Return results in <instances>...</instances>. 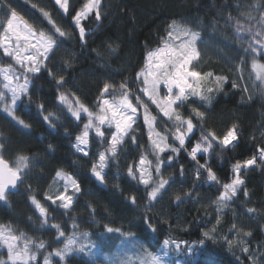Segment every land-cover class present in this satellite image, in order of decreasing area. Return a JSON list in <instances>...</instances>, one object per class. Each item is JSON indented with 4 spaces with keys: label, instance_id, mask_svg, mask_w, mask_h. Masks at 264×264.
<instances>
[{
    "label": "trees",
    "instance_id": "1",
    "mask_svg": "<svg viewBox=\"0 0 264 264\" xmlns=\"http://www.w3.org/2000/svg\"><path fill=\"white\" fill-rule=\"evenodd\" d=\"M4 2L0 0V3ZM87 2L68 0V10L65 12L56 0H6L11 9L17 4L28 7L43 23L45 33L54 35L63 41L62 44L103 68L119 82V86L126 83L129 98L137 108L141 107L136 100L139 95L158 119L160 127L167 128L171 134L175 131L173 121L164 117L150 103L140 91L142 79L136 77L144 66L146 53L162 46V37L167 39L169 25L175 22L176 25L200 33V57L196 70L201 72L202 77L204 73H213V77L201 79L202 90L215 88L214 76L217 75L226 77L227 82L223 91L211 94V104L200 101L198 97H189L184 106L178 109L184 118H191L196 127L186 139L185 148L179 153L166 150L160 154L165 161L169 155L173 156V160L171 164L165 162L161 165V174L170 184L165 186L166 191L162 192V198L157 201L150 202L147 196L150 188L146 189L138 179L128 175V167L132 166L139 176L137 167L144 155L153 162V167H150L152 178L158 179L154 170L155 156L141 116L137 122L138 130L127 135L118 148L116 159L109 160V166L104 169V183L101 184L93 176L91 168L97 162V154L108 147L107 143L92 137L88 156L73 147L76 136L80 135L83 124L87 122V114L82 112L81 120L72 122L57 146L50 151L49 161L36 187L27 188V194L35 196L47 208L46 222L38 210L28 203L12 226L14 235L23 234L34 243L43 242L44 247L37 252V258L31 264H44V257L62 248L65 239L74 233L77 237L87 233V239L97 245L100 254L93 259L84 253L75 252L63 262L53 256L52 263L123 264L126 253L141 251L140 245L157 252L161 250L165 239H171L183 241L185 247L193 245V252L184 256L183 264H195L201 248L206 250L205 255L211 254L216 264H253L252 253L258 247L264 248V165L258 160L257 165L242 170L240 178L244 180V185L232 201L222 205V209L218 197L223 190L222 185L234 178L233 165L253 156L258 157V148L264 147V94L260 91L264 85L255 80L252 73V54L243 50L248 46L251 34L241 33L244 35L242 42L236 32L237 20L243 28H260V23H264L260 20L261 12H264V0H101V19L97 21L93 11L81 20V26L85 29V40L82 42L79 28L72 18ZM41 9L49 14L55 26L66 33L64 37L60 38L55 33L53 23H49V18L43 15ZM248 14L253 19L249 20ZM7 15L6 10L0 8V18H4L5 22ZM2 32L3 26L0 25ZM256 59L264 62V54H257ZM0 66L16 72L23 69L13 58L5 56L2 48ZM28 75L34 82L41 84L39 74ZM72 76L64 77L62 86L52 81L56 92L64 94L73 106H76L78 99L89 110L97 112L102 82L95 80L84 98L79 99L68 86ZM233 82L237 83V88L232 87ZM119 86L105 96L121 93ZM245 87L247 91H244ZM20 105L25 110L31 109L29 100L23 99ZM193 109L203 113L202 119L193 113ZM201 125L204 131L214 132L219 138L209 153L198 154L197 157L200 164L206 163L211 167L218 183L208 182L204 170H201L200 178L196 179L197 164L188 155V151L200 139ZM233 125L238 135L235 147H221L219 140ZM169 142L179 147L173 136L169 137ZM58 170L78 180L81 189L67 210L59 207V202L54 205L46 199L57 179ZM245 190L247 196L244 195ZM133 196L136 199L135 205L129 199ZM177 196L184 202L179 203ZM150 204L152 206L149 208ZM248 209L253 211L249 212ZM145 216L150 217L155 232L147 230ZM53 224L60 226V231L65 234L63 237L51 227ZM233 225L236 227L233 228ZM105 226L120 228L124 233H134V237L129 241L121 233L107 232ZM205 231L212 234L214 240L205 238ZM225 238L235 241L231 250ZM241 239L244 240L243 245L239 243ZM200 241H204V245ZM244 247L248 248V252L242 250ZM5 257V251L0 249V260L3 261ZM170 264L175 263L173 261Z\"/></svg>",
    "mask_w": 264,
    "mask_h": 264
},
{
    "label": "snow or ice",
    "instance_id": "2",
    "mask_svg": "<svg viewBox=\"0 0 264 264\" xmlns=\"http://www.w3.org/2000/svg\"><path fill=\"white\" fill-rule=\"evenodd\" d=\"M56 3L65 12L68 10V0H56ZM101 0H88L83 5V8L76 12L73 16L75 25L79 28V37L82 42L85 40V29L81 26V20L86 18L87 15L95 11V17L97 21L101 19L99 7ZM0 8L5 9L8 13L6 22L4 18H0V25L3 26V32L0 33V48H3L5 56L11 57L16 60V63L21 68L26 67V71L29 73H39L41 67L44 65V61L50 59V53L54 52V49L60 47L62 40L58 39L54 35H49L44 31H37L31 26L24 24L23 27L20 23V18L17 16L15 10L11 9L6 0L4 3H0ZM43 12V9H41ZM45 17L49 18V23H53L49 14L43 12ZM249 20L253 19L250 14L247 15ZM261 21H264V12H261ZM259 23V21H258ZM236 32L238 39L244 41V34H251V39L248 42V46L244 48L245 53L252 54L251 69L255 75V80L260 81L261 85H264V63L259 62L256 59L257 54H264V23H260L259 29H253L252 27L243 28L239 21L236 22ZM55 33H58L60 38L64 37L66 33L53 23ZM184 37L183 39H180ZM179 39L180 43H174ZM201 40L200 33L192 31L190 28L176 25L173 22L169 25L167 32V39L161 38L162 45L154 50L148 51L145 56L144 66L136 77L138 80L142 78V87L140 91L148 97L152 104H155L164 117H167L170 121H173V127L175 131L172 133L173 139L178 141L179 147L175 145H169L167 137L161 135L155 131L156 117L152 116L149 112L148 105L143 103L140 96H136L138 104L143 108V120L145 125L149 129V140L152 146V154L155 156L154 170L158 179H153L148 168L153 167V162L148 160L146 156L142 155L137 167L139 176L134 172L133 167H128V175L133 179H138V182L145 185L146 189H149L147 196L149 201H157L158 198H162V192L166 191V185L170 184L168 179H164L161 174V165L165 162L171 164L173 156L169 155L167 161L161 159L160 154L166 150L171 153H179L182 148H185L186 139L193 133L196 125L193 124L191 118H184L178 111L183 107L185 102L189 100V97H198L200 101L206 104H211L213 93H219L223 91L224 84L227 82V78L224 76H214L215 88H206L202 90L200 87L201 79L205 77H213V73H204L203 77L201 72L196 70L199 63L200 51L197 48V42ZM111 47V46H109ZM114 52L115 49H112ZM242 62L244 58H241ZM27 62V66H26ZM196 62V63H194ZM8 73H11L9 75ZM51 74V73H50ZM0 75H3V80L7 81L3 87L11 93L10 102L6 103L9 98L4 91H0V103H4V111L15 120L23 128H28L29 125L24 120L16 116L17 102L28 93L29 81L27 76H24L23 83H20V76L12 73V70L0 68ZM13 80L16 81L13 86ZM58 86H62L64 79L61 76L56 80ZM161 86L164 89L161 94ZM121 95L119 99L113 97L112 100L104 98L105 94L110 93L112 86L108 83L103 85L101 90V96L97 104V112L89 110L86 106L81 104L79 100H76V106L68 101V98L64 94H60L59 101L67 106L71 116L76 120H81V113L87 114V122L83 124V129L80 135L76 136V143L73 147L77 152L82 153L84 156H88L87 150L89 144V132L94 130L95 137L102 143L106 142L108 147L104 151L97 154V162L93 163L91 172L95 179L101 184L104 183L105 175L104 169L109 166V160H115L118 156V147L122 144L124 137L128 135L129 131L133 129V125L136 123L138 108L129 99V89L126 83L120 84ZM233 88H237L236 82L232 83ZM248 89L245 87L244 91ZM262 94H264V87L260 88ZM251 99V97H249ZM176 107H173V106ZM41 112L44 111L43 105H40ZM198 118L203 117V113H200L197 109L192 110ZM52 114L43 116L45 122H48L50 127H55L52 122ZM106 129H113L110 138L106 137ZM155 135L156 138H153ZM135 138L133 137V140ZM219 138L214 132L204 131L201 125V136L188 155L196 162V179L201 176V170L206 171L207 176L205 179L208 182H219L215 173L206 163L200 164L198 160V154H207L214 147V142ZM238 140L236 126L233 125L228 130L227 134L222 140H219L221 147L232 146L235 147V143ZM190 142V141H189ZM3 145H0V201H7L8 194L17 188L18 183H23V178L30 171V160L26 156H19L16 159L14 165L10 164L4 159L2 155ZM259 156H253L250 159L243 162L238 161L232 167L234 178L229 183L222 185L223 190L218 197V203L220 205H227L229 201H232L237 196L241 187L244 185V180L240 178L242 170H246L250 166L257 165L259 160L260 164L264 165V147L258 148ZM183 166L181 165V176H183ZM56 178L58 181H63L62 190H58L55 194V198L52 195H46V199L51 201L52 204L67 210L71 208L74 197L80 193V185L70 174L63 173L62 170L56 172ZM151 181V184H150ZM174 182V181H172ZM71 190V194L69 191ZM190 196V194H188ZM244 195L248 193L245 190ZM130 203L135 205V197H130ZM179 203H183L179 196L176 197ZM31 202L38 210L40 217L47 220V208H45L35 196L31 197ZM152 205H149V208ZM249 212L253 211L248 209ZM144 223L147 226V230L155 232L156 228L152 224L150 217H144ZM219 223V220H217ZM56 229L59 236L63 237L65 234L60 231L58 224L51 225ZM236 226L233 225V228ZM107 232H117L121 235L129 238V241L134 237V233H124L120 228L113 229L112 227L105 226ZM214 231V230H213ZM204 237L209 240H214V236L209 232L203 233ZM247 235H250L248 233ZM88 238L87 233H81L79 237L74 233L65 239L63 247L55 250L54 255L61 261L75 252L86 253V245L82 242ZM22 241V242H21ZM229 250H231L235 241L225 238ZM241 245L244 244V240L239 241ZM0 244L7 246L8 259L12 261V264H30L31 261H35L37 258V252L44 247L43 242L34 243L30 241L23 234L14 235L11 232L5 234L4 230L0 228ZM201 245H204V241H200ZM175 245L177 249L180 248V242L171 239H165L162 242L161 250L158 253H152L148 251L144 245H140L143 255L139 259V264H170L166 259L169 256L171 246ZM135 247V244H133ZM244 252H248V248L242 249ZM205 249L201 248L200 254L195 259V264H216L211 258V254L205 255ZM49 255H52L51 253ZM0 264H4V261L0 260ZM44 264H49V256L44 257Z\"/></svg>",
    "mask_w": 264,
    "mask_h": 264
},
{
    "label": "rangeland",
    "instance_id": "3",
    "mask_svg": "<svg viewBox=\"0 0 264 264\" xmlns=\"http://www.w3.org/2000/svg\"><path fill=\"white\" fill-rule=\"evenodd\" d=\"M13 10H15L17 16L20 18L22 27L24 24H27L37 31H43V23L35 14H33V12L30 11L28 7L22 4H17L13 8ZM183 38L184 37H181L180 39ZM174 43L178 44L180 43V40L177 39L174 41ZM259 62L264 63L262 61ZM0 68L9 69V67L2 66H0ZM12 73L21 77L19 81L20 83H23L24 76H27V79L29 81L28 93L27 95L23 96L20 101L17 102L15 113L16 116L24 120L25 123L29 125V127L23 128L10 116H8V114L4 111V103H0V145H3L2 155L4 159H7L8 162L12 165L15 164L16 159L19 156L28 157L31 163L30 171H28L24 176L23 183L19 184V190L17 192H10L8 194L7 201H0V228L4 230L6 235L8 232H11L13 234L12 226L16 222L17 215L22 212V210L28 203L32 204V196H29L27 194V188L36 187L39 176L43 172L49 161L50 151L57 146L58 141L67 131L69 125L72 122L78 121L71 116L70 112L67 109V106L59 101L58 97L60 94L56 92L52 81H56L61 76L64 78L69 75H73L72 80L68 84V86L75 94V96L79 99L84 98L88 88L95 80H100L103 85L105 83L110 84L112 86V88L110 89L111 91L116 90L119 86V82L111 77L103 68L96 65L90 60H86L76 51L72 50L64 44H61L60 47L54 49L53 53H50V59L44 61V65L41 67V71L39 73H36L39 74L41 84L34 82V80L29 77L28 74L30 73L26 71V67L18 72L12 70ZM8 74L11 75V73ZM4 83H7V81H4L3 75H0V91H4L6 93V96L9 98V100L6 101V103H8L10 102L11 93L3 87ZM15 83L16 81L13 80V86L15 85ZM163 92L164 89L161 86V94H163ZM120 95L121 93L110 94V96H104V98L112 100L113 97H116L117 99H119ZM23 99H26L27 101L29 100L31 102V109L25 110L23 107H21L20 104ZM40 105H43V112H41L40 110ZM152 105L156 107L155 104ZM173 107H175V105ZM156 109L158 108L156 107ZM143 111L144 110L142 107L138 108L136 123L133 125V129L130 130L129 133L138 130L137 122L139 116H141V119L144 122ZM149 112L152 116H155L150 111V109ZM49 114H52L51 119L55 124L54 128L50 127L49 123L45 122L43 119V116ZM161 114L163 115V113ZM157 120L158 119L156 118L155 131L159 132L161 135H165L167 137L166 142L170 145L169 137L172 136L171 132L167 128H161L159 122L157 123ZM145 127L149 135V129L146 125ZM112 131L113 129H106V136L108 138H110ZM92 137L96 138L94 130H90L89 132V144L87 150L89 149ZM126 137L127 136L124 137V140ZM153 138H156L155 135L153 136ZM148 171L152 176L151 168H148ZM62 184L63 181L57 182L56 179L55 183L49 190V195H52L53 198H55V194L57 193V191L62 190ZM69 194H71V190L69 191ZM220 209H222V205L220 206ZM177 242H180V248L177 249L175 245H172L171 250L169 251V256L166 259H168L169 262L174 261L175 264H183L184 256L193 252V245L185 247L183 241ZM83 243L86 245V255L88 257L94 259L95 257H97V255L100 254L97 245H95V243L90 239L84 240ZM0 249L4 250L6 253V257L3 260L4 263L12 264V261L8 259L7 246L0 244ZM150 252L158 253L160 252V250L157 252ZM126 255L127 256L125 257L123 264H139V259L143 255V253L141 250L137 253H126ZM53 256L56 257L54 253L49 256V264H54L52 263ZM105 257L110 258L109 256ZM251 258L253 264H264V248L260 249L258 247V250L252 253ZM32 262L34 261H31L30 264Z\"/></svg>",
    "mask_w": 264,
    "mask_h": 264
},
{
    "label": "water",
    "instance_id": "4",
    "mask_svg": "<svg viewBox=\"0 0 264 264\" xmlns=\"http://www.w3.org/2000/svg\"><path fill=\"white\" fill-rule=\"evenodd\" d=\"M5 160H7V159H5ZM7 161H8V160H7ZM23 181H24V178H23ZM19 184H21V183H18L17 188L14 189V190H12L11 192H17V191L19 190Z\"/></svg>",
    "mask_w": 264,
    "mask_h": 264
}]
</instances>
